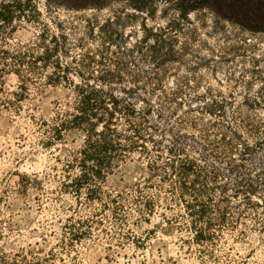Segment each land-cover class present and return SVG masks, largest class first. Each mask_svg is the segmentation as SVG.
I'll return each instance as SVG.
<instances>
[{"label":"rangeland","instance_id":"374dc122","mask_svg":"<svg viewBox=\"0 0 264 264\" xmlns=\"http://www.w3.org/2000/svg\"><path fill=\"white\" fill-rule=\"evenodd\" d=\"M218 1L0 0V264H264V8ZM78 86L148 153L78 181Z\"/></svg>","mask_w":264,"mask_h":264},{"label":"trees","instance_id":"16d2710c","mask_svg":"<svg viewBox=\"0 0 264 264\" xmlns=\"http://www.w3.org/2000/svg\"><path fill=\"white\" fill-rule=\"evenodd\" d=\"M220 8L223 10L233 11L236 8L246 19H254V13L249 8L248 1L242 3L234 0H219ZM261 8H264V0L258 2ZM264 10V9H263ZM257 19V18H255ZM76 106L74 107L75 113L72 115V124L76 128H80L86 131L87 137L84 141L83 146L79 149L78 155L75 157L74 164L80 170V176L77 178L78 181H87L95 178H101L109 174L114 165L122 160L124 153L130 152L136 149L137 146H142L144 149L143 153H148V149L141 145L142 140V129L140 125H134L131 130L133 135L136 136L135 140H130L129 143L123 145L115 140L113 129L111 128V121L116 111H119V101L116 99H110L112 106L106 105L105 95L100 94L98 89L92 87H76L74 89ZM122 112L126 115H131L135 110L128 108L127 106L122 107ZM62 125H64L62 123ZM96 125H101L100 130H96ZM58 135V133H57ZM173 172H177L183 181L181 182L180 189L184 194H187L188 189L192 188V191L196 195H203L206 193L205 189H195L194 186L187 187L185 179L188 176L189 164L184 161H180L177 168L174 164L166 163ZM146 169L151 177L155 176L158 166L156 161L149 160ZM190 193V192H189ZM244 195H255V188L252 184H246ZM147 206V203H145ZM203 218L202 213L200 214V222ZM205 227L211 225L210 219L203 221ZM211 237L210 234L206 233L203 226L194 231V239L197 243L207 241Z\"/></svg>","mask_w":264,"mask_h":264}]
</instances>
